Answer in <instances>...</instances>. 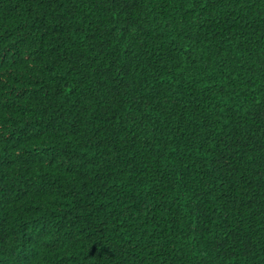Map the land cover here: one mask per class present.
<instances>
[{
    "label": "trees",
    "instance_id": "16d2710c",
    "mask_svg": "<svg viewBox=\"0 0 264 264\" xmlns=\"http://www.w3.org/2000/svg\"><path fill=\"white\" fill-rule=\"evenodd\" d=\"M0 264H264V0H0Z\"/></svg>",
    "mask_w": 264,
    "mask_h": 264
}]
</instances>
